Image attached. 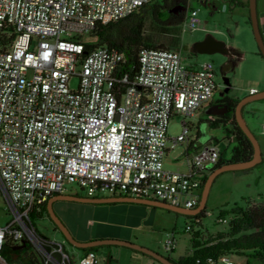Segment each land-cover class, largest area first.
<instances>
[{
	"label": "built area",
	"instance_id": "obj_1",
	"mask_svg": "<svg viewBox=\"0 0 264 264\" xmlns=\"http://www.w3.org/2000/svg\"><path fill=\"white\" fill-rule=\"evenodd\" d=\"M150 1L0 0V192L12 216L0 225V264H17L4 254L8 243L28 242L42 264H100L93 250L75 263L62 242L42 237L31 223L33 210L69 186L88 198L109 192L198 207L222 151L190 139L185 120L180 135L168 129L173 116L192 118L211 103L214 64L188 66L181 51L143 49L132 79L124 52L99 47L86 54L79 38ZM192 1L210 0H187L183 30L203 25ZM185 145V169H167L166 156ZM163 246L167 253L177 249L175 233ZM206 264L236 263L224 255Z\"/></svg>",
	"mask_w": 264,
	"mask_h": 264
},
{
	"label": "rangeland",
	"instance_id": "obj_2",
	"mask_svg": "<svg viewBox=\"0 0 264 264\" xmlns=\"http://www.w3.org/2000/svg\"><path fill=\"white\" fill-rule=\"evenodd\" d=\"M157 0H152L156 2ZM246 2L247 0H243ZM191 6L199 10L202 27L196 31L183 30L181 25H163L162 14L156 19L149 16L145 23L144 34L154 44H164L167 48L172 42L179 44L185 63L188 66H199L211 61L215 66L216 82L218 90L223 88V82L217 73V68L225 63V56L220 54L201 55L192 52L193 45L203 41L207 35L226 43L228 47L237 53L235 67L231 72L232 91L231 96L243 99L251 95L252 89L257 92L264 91V59L258 54L259 48L249 23L247 9L236 6L231 0H210L207 5L198 1H192ZM264 0H258V10L261 13ZM264 38V28L262 29ZM82 42L93 43L95 38L87 33L79 37ZM78 80L73 79L71 87L76 88ZM217 95V91L214 97ZM244 118L257 138L264 157V100L248 104L243 111ZM190 125V139L196 143L206 145L214 142L222 151L224 159L231 157L235 141L227 138L223 128H211L207 114L199 111L192 118L173 116L169 125L168 133L176 137L183 131L182 122ZM186 145L172 151L166 156V168L170 170L185 169ZM194 148H190L192 155ZM67 195L88 197L87 192L77 185L67 187ZM109 192H99L96 198L111 197ZM264 196V161L256 167L238 172H226L219 176L210 191L205 213L201 216L202 226H196L194 231L202 229L203 238L215 237L219 233L229 231L230 217L223 222L219 221V213L222 210L231 209L236 204L245 206L259 203L260 197ZM248 199V200H247ZM250 199V200H249ZM55 210L59 212L61 220L76 232H80L84 238L116 239L136 243L150 248L157 253L178 261L191 254L192 233L186 231L187 225L192 221L174 212L152 206L135 203H113L108 205H87L78 202L58 201ZM7 203L0 192V225L5 226L11 222ZM35 228L44 237L51 241L62 242L77 263L84 254V250L76 248L66 242L53 222L46 217L35 221ZM87 231L88 234L83 233ZM175 233L177 249L173 253L164 250V243ZM29 249L26 253L35 252V247L27 243ZM100 260V264H161L158 261L145 256L140 252L133 251L121 246H99L93 250ZM236 264H262L245 256H231ZM17 264H26L27 259L23 255L13 261Z\"/></svg>",
	"mask_w": 264,
	"mask_h": 264
},
{
	"label": "trees",
	"instance_id": "obj_3",
	"mask_svg": "<svg viewBox=\"0 0 264 264\" xmlns=\"http://www.w3.org/2000/svg\"><path fill=\"white\" fill-rule=\"evenodd\" d=\"M231 1L236 6L248 10L249 23L251 25L249 0L246 2L242 0ZM179 3L184 6L180 7ZM165 9L169 10V14H163L165 20L163 21V25L168 27L181 25L185 20L187 12V0H157L156 2H152L151 0L136 13L123 20L108 25H99L91 33L95 38V42L85 43L86 54L99 47L116 48L124 52L127 56V71L130 73L132 79L135 78L138 73L139 54L143 49L179 50V44L177 42H172L169 48H167L164 44H154L151 40L146 38L144 34L147 18L152 16L157 19L160 16L159 14ZM174 10L179 11L181 14L178 17H174L171 14ZM258 54L263 58L260 53ZM240 100L241 99H236L233 101L232 105L228 107V113L209 121L211 128H223L228 135L227 138L235 141L231 157L229 159H224L222 155L216 168L226 163L248 161L252 159L254 155V146L252 142L237 124L235 109ZM208 176L204 180L203 188ZM47 204L48 202L40 208V211L33 210L31 213V223L34 227L37 219H44L46 217L50 219ZM204 213L205 209L195 216H187V218L192 221L194 229L196 226H202L201 216H203ZM228 217H230L231 220L227 233H219L215 237L205 239L203 238L202 229L191 231V254H188L178 261H172L177 264H206L211 259L217 260L221 256L230 255L249 257L264 264V196L260 197L259 203L255 205L245 206L236 204L231 209L222 210L219 213V221L223 222ZM196 220H199V222L197 223ZM40 235L44 237L42 234ZM27 249H29L27 244L22 247L8 243L5 246L4 254L8 262H13L15 259H19L25 255V259H27L26 264L43 263V259L37 252L35 253L32 251L26 253ZM94 249H97V247L82 250L89 251ZM247 264H250V261H248Z\"/></svg>",
	"mask_w": 264,
	"mask_h": 264
},
{
	"label": "water",
	"instance_id": "obj_4",
	"mask_svg": "<svg viewBox=\"0 0 264 264\" xmlns=\"http://www.w3.org/2000/svg\"><path fill=\"white\" fill-rule=\"evenodd\" d=\"M249 10H250L251 27L253 29L254 36L258 44L259 53L264 58V38H263V32H262L260 20H259L258 0H249ZM192 52L195 54H201V55L220 54L223 56H227V55L237 56V53L234 51L233 48L228 47L226 43L216 39L212 35H207V37L203 41L196 42L192 47ZM234 67H235V64L232 65V69H234ZM223 68L224 67H222V69ZM226 84L228 85V89L226 90L228 92L231 87V84L229 81L228 82L226 81ZM262 100H264V91L251 94L250 96H247L241 99L235 109L237 124L244 131V133L247 135V137L250 139V141L252 142L254 146V155L252 159L248 161H244V162L226 163L224 165H221L218 168L213 169L208 176L206 184L203 188L200 204L196 209L188 210V209L176 207V206L164 203V202L147 200V199H139V198H133V197H125V196L88 198V197H80V196L65 194V195H56L49 200L47 204V208H48V213L50 215L51 220L59 228L66 242H68L69 244H71L72 246L76 248L91 249V248H96L99 246L115 245V246L129 248L136 252H140L146 256L153 258L154 260L158 261L161 264H177L173 262L170 258H167L150 248L143 247V246H140L136 243H132L129 241L116 240V239H96L92 241H80L72 235L69 228L61 220V218L57 215L54 209V204L58 201L78 202L82 204H94V205L113 204V203H135V204H144V205L168 210L170 212H174V213H177L183 216H195L201 213L206 208V204H207L208 197L212 189V186L215 180L219 176H221L222 174L226 172L246 171V170L256 167L257 165L263 162L264 157L262 154L261 146L257 138L255 137L254 133L249 128L244 118V115H243L244 108L248 104L252 102H256V101H262ZM227 111L228 110L226 107L221 108L219 106H213L212 108L206 110V113L209 115H223Z\"/></svg>",
	"mask_w": 264,
	"mask_h": 264
},
{
	"label": "flooded vegetation",
	"instance_id": "obj_5",
	"mask_svg": "<svg viewBox=\"0 0 264 264\" xmlns=\"http://www.w3.org/2000/svg\"><path fill=\"white\" fill-rule=\"evenodd\" d=\"M179 5H180V7L182 6H184L183 4H181V3H179ZM164 13H167V14H169V10L168 9H165V10H163L162 11V18L164 19ZM161 14H159V15H161ZM167 14H166V16H167ZM174 17H178L181 13L179 12V11H177V10H174L173 11V13H171ZM186 14H187V12H186ZM185 17H186V15H185ZM225 58H226V60H225V63L224 64H222L219 68H217V73H218V75L220 76V79L222 80V82H223V88L221 89V90H218L217 89V95L213 98V100L211 101V103H209L206 107H205V109H203V113H205V114H207L206 113V110H208V109H210V108H212L213 106H219V107H226L227 108V110L229 111V109H228V107L230 106V105H232V103H233V101L234 100H236L237 98H234V97H232L231 96V91H232V81H231V72H232V65L233 64H235V60H236V56L235 55H233V56H231V55H227V56H225ZM222 67H224L223 69H222ZM226 81L228 82H230V84H231V87H230V89H229V91L227 92L226 90L228 89V85L226 84ZM228 111L226 112V113H228ZM225 113V114H226ZM225 114H223V115H225ZM223 115H209V114H207V116H208V119H209V121H211L212 119H215V118H218V117H220V116H223ZM54 197V196H53ZM52 198V197H51ZM51 198H49L48 200H47V202H49V200L51 199ZM54 209H55V204H54ZM56 211V210H55ZM56 213H57V211H56ZM57 215L59 216V212L57 213ZM60 217V216H59ZM50 220H51V218H50ZM52 221V220H51ZM53 222V221H52ZM53 224H54V226H55V228L58 230V231H60L59 230V228L56 226V224L53 222ZM67 226V225H66ZM68 228H69V230L71 231V233H72V235L76 238V239H78V240H81L80 239V237L74 232V230L71 228V227H69V226H67ZM62 234V233H61Z\"/></svg>",
	"mask_w": 264,
	"mask_h": 264
},
{
	"label": "crops",
	"instance_id": "obj_6",
	"mask_svg": "<svg viewBox=\"0 0 264 264\" xmlns=\"http://www.w3.org/2000/svg\"><path fill=\"white\" fill-rule=\"evenodd\" d=\"M243 1V0H242ZM205 5V4H204ZM258 13H259V20H260V25H261V29H263L264 28V7H263V10L261 11V13L259 12V10H258ZM253 90V89H252ZM205 109V108H204ZM224 158V157H223ZM65 195V194H64ZM87 205H94V204H87ZM100 205H108V204H98V205H94V206H100ZM72 228V227H71ZM73 229V228H72ZM74 230V229H73ZM74 232L80 237V241H92V240H96V239H99L98 237H96V238H84L85 237V235L84 236H82L81 234H80V232H76L75 230H74ZM83 233H86V234H88L87 233V231H84ZM100 239H103V238H100Z\"/></svg>",
	"mask_w": 264,
	"mask_h": 264
}]
</instances>
